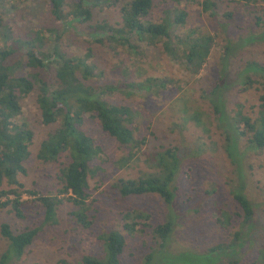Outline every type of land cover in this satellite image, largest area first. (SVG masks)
I'll list each match as a JSON object with an SVG mask.
<instances>
[{
    "label": "trees",
    "instance_id": "obj_1",
    "mask_svg": "<svg viewBox=\"0 0 264 264\" xmlns=\"http://www.w3.org/2000/svg\"><path fill=\"white\" fill-rule=\"evenodd\" d=\"M25 2L26 0H20ZM99 0H48V14L62 26H86L92 22V10ZM125 0H102L109 8H118L117 2ZM179 3V0H173ZM190 3L194 0H189ZM241 6H252L255 0H237ZM264 3V0H258ZM153 0H129L121 5L119 10L120 21L110 25L105 21L90 25L86 38L91 43L100 45L112 44L111 48L121 46L127 50L139 52L137 44L161 46L162 52L175 60L179 59L186 71L197 75L210 55L213 37L203 34L198 29L187 24L188 12L183 8L173 7L160 21L149 19L153 8ZM200 13L217 17L218 1L202 0L198 2ZM13 8L11 0H0V209H8L16 218H28V200L36 201L40 206L42 219L38 227L26 226L14 233L8 224L0 225V233L8 241L6 251L0 256V264H8L12 260H19L25 249L32 245L38 230L46 225L56 223L57 210L64 204H70L69 212L74 225L81 230H91L95 226V215L90 214L87 207L88 177L99 176L103 180L101 169L96 160L103 153L102 145L88 135L83 128L87 118L95 121L99 130L113 138L119 145L124 146L128 153L116 163L124 168L135 157L139 147L146 144L147 139L135 138V112L124 105H112L106 99L108 94L124 92L126 94H146L153 85L152 80H144L146 84L129 86L105 83L92 87L90 79L97 76L96 67L89 64L90 51L84 56H68L58 47L61 34L49 42L38 29L35 36L21 41L11 37L12 27L7 25L3 9ZM224 19L232 21L234 13L228 12ZM226 30V27L220 25ZM41 31V30H40ZM42 32V31H41ZM46 32L52 33L51 30ZM56 32L54 31V34ZM43 34V33H42ZM179 34L186 37L180 39ZM131 39H136L131 44ZM223 56L219 63V76L227 71V62L233 52L243 49L254 42H264V33L259 36L250 35L237 42L225 41ZM49 44L44 50L45 46ZM225 53V55H224ZM21 55V60L13 63L12 59ZM139 62V61H137ZM13 63V64H12ZM49 70L52 82L46 83L40 79L38 71ZM127 72L122 71V75ZM101 73H98L99 78ZM205 93L221 133L222 152L232 166L236 183L228 193L235 203L236 214L240 218L234 232L231 233L230 243L213 245L203 251L195 248L182 249L173 252L170 250L177 224L176 211L181 204L178 187V178L181 171V159H185L186 152L180 155L179 148L160 147L155 153L148 155L151 165L157 170L154 174L141 176L137 179H119L114 189L122 198L140 195H156L166 207L161 223L153 230L154 238H158V248L151 249L143 264H186L181 260L186 254L197 253L203 256L206 262L212 261L219 254L236 253L238 249L247 250L252 246L251 234L256 220L257 205L245 194L247 175L249 171L255 174L252 166V157L260 156L264 151V66L257 62H246L237 74V80L226 84L221 78ZM257 78L252 79V78ZM164 86V83L160 84ZM254 86L256 92V111L243 113L240 101L234 104L235 110L230 113L225 99L227 90L239 88L244 92ZM34 96V102L39 113V122L49 130L41 139H37L22 112L23 102ZM194 122L207 131L201 113L194 111L190 116ZM244 140V147L241 142ZM35 149V153H33ZM34 154V155H33ZM251 155L247 162L245 159ZM34 156L42 163L57 164L55 174V192L46 194L26 188L20 181L21 176L27 174L26 163ZM147 159V160H148ZM249 170V171H248ZM229 187V188H230ZM27 195L29 199L22 200ZM4 198V201L1 199ZM179 201V202H178ZM181 211L179 214H183ZM229 224L231 216L224 210L215 211ZM230 214V213H229ZM147 218L143 213L123 216L128 223L126 230L132 231L136 220ZM179 217V216H178ZM177 225V226H176ZM253 231V232H252ZM102 242L103 249L97 255H85L77 264H122L121 256L125 248L124 237L118 231H110L97 237ZM233 257L235 254H231ZM57 264H72L66 260ZM252 264H264V247H258L257 257Z\"/></svg>",
    "mask_w": 264,
    "mask_h": 264
},
{
    "label": "rangeland",
    "instance_id": "obj_2",
    "mask_svg": "<svg viewBox=\"0 0 264 264\" xmlns=\"http://www.w3.org/2000/svg\"><path fill=\"white\" fill-rule=\"evenodd\" d=\"M128 1L117 2L118 8ZM199 1L202 0H194L191 3L189 0H179V3L173 0H153V8L149 16L151 21L160 22L173 7L183 8L188 12L189 27L213 37L210 55L197 75L189 74L181 61L174 60L173 57L162 52L161 46L137 44L139 52L135 53L134 49L132 52L126 47L111 48L112 44L91 43V39L86 38L90 25L101 21L114 25L120 21L118 8H109L102 0L94 6L92 22L86 26H62L48 14V0L25 2L11 0L13 8L3 9L6 23L12 27L13 39L25 41L30 36H35V30L38 29L49 42L55 38V35L61 34L58 47L70 57L84 56L90 51L91 58L88 63L96 67L97 73V76L90 79L89 85L92 87L105 83L129 86V82L135 87L141 82L146 84L143 81L148 79H151L155 85L146 94L115 92L108 94L106 98L112 105L130 107L135 112V138L147 139L146 144L139 147L137 157L124 168L118 167L116 162L125 157L128 150L100 131L95 121L89 118L85 121L83 128L103 148L102 155L96 160L103 180H99V176L88 177L86 190L87 207L91 210L90 214L95 215L94 228L91 230L77 228L69 216L72 206L64 204L57 210L56 223L38 230L32 245L25 249L21 258L12 260L8 264H57L61 260L77 264L82 256L101 253L103 246L97 237L110 231H118L124 237L122 264H143L146 254L151 249L158 248L159 240L154 238L153 230L166 215V207L156 195L122 198L114 189V184L119 179H137L156 173L157 170L150 164L148 155L155 153L160 147L179 148L180 155L183 152L187 153L185 159H181L178 178V187L181 191L179 195L181 204H178L180 209H174L179 216L176 217V221L180 226L172 234L174 239L170 250L176 252L195 248L203 251L213 245L230 243L233 240L231 233L234 232L240 218L236 214L238 209L228 191L236 180L232 166L222 152L223 139L204 95L218 80L219 63L225 51V41L237 42L250 35L259 36L264 33V3L255 0L252 6L246 8L237 0H214L219 3L216 10L218 16L211 17L200 13ZM228 12L234 13L232 21L223 18ZM220 25L226 27V30L223 31ZM48 30L52 33L46 32ZM179 35H182L180 39L186 37L184 34ZM135 43L136 39H131V44ZM0 45H3L1 40ZM239 49L232 53L233 56L227 62V71L226 73L224 71L223 75L220 74L219 81L222 77L226 84L237 80L235 79L237 72L248 61L264 66V42H254ZM21 58V55H16L12 62L17 63ZM122 71L127 72L126 75H122ZM98 73H101L99 78H97ZM38 74L46 83L52 82L49 70L38 71ZM161 83H164V86H161ZM254 90V86L244 92H239V88L227 90L225 99L229 112L233 113L235 102L240 101L243 105L242 112L245 114L251 111L250 107L254 104L252 108L255 116ZM22 105L26 122L36 138L41 139L49 129L39 122L34 96H29ZM194 111L201 113L207 131L190 118ZM244 146L243 140L241 148ZM34 151L35 149L33 153ZM259 153L262 154L252 159L250 155L243 164L246 169L247 162L251 159L255 173L251 174L248 170V188L245 192L257 205L256 220L252 228L254 233L251 234L252 246L248 251L241 248L236 253L228 251V254H219L213 258V262H206L201 254L193 252L184 255L181 260L183 263L252 264L255 261L258 247H264V151ZM26 170L27 174L19 178L26 188L43 194L55 192L57 164L42 163L33 156L26 163ZM27 199H29L27 195L22 196V200ZM26 206V214H28L26 220L16 218L6 208L0 209V225L8 224L14 233L29 225L38 227L42 219L40 206L32 198L28 200ZM220 209L228 212L227 216H231L229 224L215 213ZM181 211L184 213L179 214ZM127 213L131 215L143 213L147 218L137 219L136 226L129 231L124 228V224L128 222L123 216ZM7 247L8 241L0 233V256Z\"/></svg>",
    "mask_w": 264,
    "mask_h": 264
}]
</instances>
